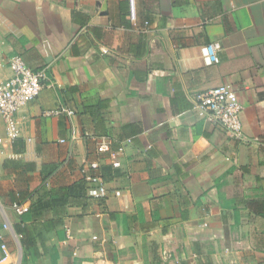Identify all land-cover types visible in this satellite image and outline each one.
<instances>
[{"label":"crops","instance_id":"0c3cea01","mask_svg":"<svg viewBox=\"0 0 264 264\" xmlns=\"http://www.w3.org/2000/svg\"><path fill=\"white\" fill-rule=\"evenodd\" d=\"M136 11L145 30L130 0H0V80L21 54L53 81L3 147L12 255L1 262L0 238V264H264V0H136ZM223 84L244 106L247 141L194 109ZM101 140L127 142L121 166ZM94 176L102 197L89 194Z\"/></svg>","mask_w":264,"mask_h":264},{"label":"built area","instance_id":"2783aa9c","mask_svg":"<svg viewBox=\"0 0 264 264\" xmlns=\"http://www.w3.org/2000/svg\"><path fill=\"white\" fill-rule=\"evenodd\" d=\"M130 16L135 28L145 30L138 23L136 0H130ZM222 45L219 41L212 42L204 47V56L207 63H214L218 60V52ZM103 54L108 53L107 49H102ZM8 65L12 71L10 77L0 80V118L5 121V135H0V165L4 159L3 147L5 143L15 140L20 135V126L16 113L19 109L37 97L44 86H53V81L47 74V67L33 69L28 65L25 58L21 54H14L8 59ZM5 63L0 59V66ZM194 109L199 116H209L220 124L229 135L238 141H247V137L243 128L242 113L244 106L239 100L237 92L228 85L215 86L207 91L198 93L195 96ZM67 112L72 126L71 139L77 138L76 128L73 121L75 111L73 109H63ZM61 109L46 111V115L59 113ZM62 141H66L62 139ZM127 142H131L128 139ZM124 142L117 150L111 151L110 142L101 140L98 143V151H111L112 164L114 167L121 166L120 155L125 152ZM97 162L91 163L92 168H98ZM1 178V176H0ZM93 181L97 186L90 189L89 194L93 197H102L106 194V188L101 177L94 176ZM117 195H121V191H116ZM14 211L22 216L29 211V205L25 203H14ZM9 224L5 223L0 229L1 242V262L9 261L12 253L3 237V229H8Z\"/></svg>","mask_w":264,"mask_h":264},{"label":"trees","instance_id":"16d2710c","mask_svg":"<svg viewBox=\"0 0 264 264\" xmlns=\"http://www.w3.org/2000/svg\"><path fill=\"white\" fill-rule=\"evenodd\" d=\"M164 264H168V263H164ZM179 264H189V263L187 261L183 260Z\"/></svg>","mask_w":264,"mask_h":264}]
</instances>
